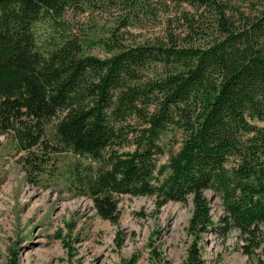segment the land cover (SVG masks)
Here are the masks:
<instances>
[{"label":"trees","instance_id":"1","mask_svg":"<svg viewBox=\"0 0 264 264\" xmlns=\"http://www.w3.org/2000/svg\"><path fill=\"white\" fill-rule=\"evenodd\" d=\"M0 136L28 174L70 154L113 225L118 195L189 198L182 264L204 233L264 264V0H0Z\"/></svg>","mask_w":264,"mask_h":264},{"label":"rangeland","instance_id":"2","mask_svg":"<svg viewBox=\"0 0 264 264\" xmlns=\"http://www.w3.org/2000/svg\"><path fill=\"white\" fill-rule=\"evenodd\" d=\"M88 52L103 55L97 46ZM10 146L0 136V264L183 263L189 198L156 209L152 196L118 195L119 219L113 225L95 216L89 198L66 187L63 171L70 154L51 155L42 172L28 174ZM204 195L216 221L220 198L210 190ZM235 243L234 233L224 240L204 233L199 243L204 264H251Z\"/></svg>","mask_w":264,"mask_h":264}]
</instances>
